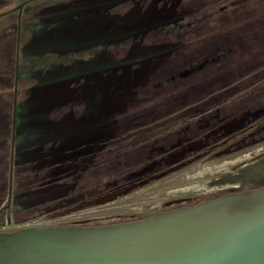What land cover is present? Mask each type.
Returning <instances> with one entry per match:
<instances>
[{"label":"flooded vegetation","instance_id":"obj_1","mask_svg":"<svg viewBox=\"0 0 264 264\" xmlns=\"http://www.w3.org/2000/svg\"><path fill=\"white\" fill-rule=\"evenodd\" d=\"M173 1L177 2V5L190 2V0L186 3L182 0H168L165 5L168 13L178 11V7L182 6H177L176 9L173 6L170 7ZM221 3L222 0H212L209 5L213 8ZM230 5L237 9L249 5L254 9L253 14L255 15L249 19L244 15H227L229 20L237 23V26L242 29L241 33L244 39L238 41V43L241 42L240 48H243L244 45L248 46V44L253 45L241 52L240 56L244 64L240 65V59L236 56L234 60L232 59L231 64L219 65L221 70L224 67L233 69L231 73L227 74V78L221 79L219 77L221 74L214 70L215 77L211 79L217 87L214 88L212 85L209 87V80L201 78V80L186 84L188 85L187 90L192 89L191 92L195 90L200 92V87L204 86L201 95L172 97V94H169L170 90L171 92L175 91V88L180 87V83L188 82L193 75L206 71L209 64L217 65L222 56L227 58L229 53L231 54L234 50V43L229 40L227 46L217 40L208 47H198L197 40L205 35L201 34L198 38L193 30L200 27L197 25L201 19L215 24L217 16L220 15L209 13L200 18L192 12L185 14L184 11L190 9L182 7L183 13H179L182 10L178 11L180 16L177 17L176 22L170 24L165 30V35H162L158 40L164 39L169 33L176 37L179 36L186 44L187 50L176 60L180 64L178 69L174 68L172 71H168L171 73L166 80H164L166 74L161 70L153 74V77L158 78L154 80V82L156 81L154 87L158 89L155 90V93L149 92V94L140 96L137 103H144L145 107L150 108L147 111L150 115L148 119L146 116H142V113L138 112L139 114H137L135 110L133 111L134 115H132V109L124 110V116H119L120 119L116 118L115 132L105 134V119L115 112H102L99 117L100 124L95 148L93 145L89 146L93 142L88 141L85 145L74 148L64 159L66 162L73 161V156L82 151V158L75 160L73 166H80V162L93 165L95 160L92 153L97 150V173L101 172L100 178L109 179L100 182L97 188H92L86 193L73 194L69 199L63 196L66 193L60 195L58 201H54L47 207V211L64 210L70 205L85 206L93 202L89 201L91 198L105 200L128 195L132 193V189H138L151 182L164 179L184 167L220 155H231L239 150L252 147L257 150L250 151L248 155L239 159L237 164H234L223 176L215 180L207 192L217 198L225 194L264 187V58L257 63L249 62L250 57L254 55L252 51L260 53L264 51L262 46L264 44V0H234ZM226 7V4L222 5L219 11L223 12ZM228 23L233 27L230 21ZM231 32L228 29L229 38L232 36ZM193 34L195 36L192 37ZM249 40L254 41L250 42ZM217 44L220 45L217 46ZM143 50L147 51V46L137 47L132 52ZM202 63L203 66L199 68L198 66ZM241 68L246 69L240 76H243L242 78L238 76L240 75L238 70ZM185 70H190V72L181 76L180 74ZM211 92H215V94H209ZM217 92L222 95H218ZM157 98H164V103H154V99ZM224 101L230 103L226 102L227 104L223 106L222 102ZM153 107L156 109L151 110ZM162 108L164 110H161ZM121 112L117 113L121 114ZM132 124L139 131L138 136L132 133ZM139 142L146 146V153L142 160L138 162H134V160L132 163V147H135ZM106 166L109 167L105 168ZM132 167L134 168L132 169ZM115 168L117 171L114 170ZM114 171L117 172L116 175L106 176V172L113 174ZM68 177L66 179L71 180H68L69 187L77 184L79 177ZM13 179L11 178V181ZM45 179L47 182L50 181L47 178H33L34 193H30V188H26L20 190L22 193L20 195L13 192L11 187L9 194L8 189V203L10 204L11 201L10 205L14 212L27 210L29 214H33V211L38 212L43 209L41 207L45 201H36V199L46 197L40 190ZM32 194V203L26 205L27 207L20 204L29 203L24 198H32ZM8 203L5 206H0V219L3 217L4 210L9 206ZM186 206H190L189 200L166 201L162 204L146 203L145 206H140L137 210L140 212L149 210L152 214H156ZM119 219L125 222L132 221V217Z\"/></svg>","mask_w":264,"mask_h":264},{"label":"rangeland","instance_id":"obj_2","mask_svg":"<svg viewBox=\"0 0 264 264\" xmlns=\"http://www.w3.org/2000/svg\"><path fill=\"white\" fill-rule=\"evenodd\" d=\"M6 1H10L7 5L8 8L3 6L5 4L4 2ZM99 1L102 7H105L108 3H109L108 5L112 3H114V5H118L119 3L117 7L115 6L116 7L115 11H118L120 9L125 10V8H128L131 3V0H123V1L118 0V2L117 0H112V1L99 0ZM140 1L143 2V4L153 2L154 4H156L155 6L157 8V9L151 8L150 11L152 14H150V16L148 17L139 18L138 22L136 23L137 25L142 20L141 21L142 24H139L137 26L140 25L143 26L140 27L141 28V30H139L140 32L139 31L137 32L140 34L143 33L145 35H140L137 37V33H136L137 39L135 40V43L147 46V51H145L147 53V57L145 58V55H142L141 57L139 56V60H140L139 64L138 63L128 64L127 66L119 65L120 77L114 78L115 80L113 82L115 85L112 86L113 88L110 91H113L115 88L116 89L113 92H110V95H108L109 92L106 91L104 86H100V87L97 86L95 91L90 93L89 82L86 84L87 88H81L80 90H77L78 91L77 93H79L80 98L82 99L85 98V99L82 103H80V105H78L77 108L74 107L76 114H70L65 122L68 123L69 119H71L72 122H74V120L80 121V119H75V118L79 116L84 117L85 120L84 136L82 137L81 142L87 143L89 141V138L96 140L97 132L100 124L99 117L102 112H111V111L115 112L114 114H110V117L108 119L107 118L105 119V123H104L105 134L115 132V129L117 128L116 118H119V116L121 117L124 116V112H123L124 110L127 111L132 109V112L135 110L137 114L142 113L143 114L142 116H146L148 119V116L150 115L148 114L147 111L150 110V108L145 107L144 103L139 104L137 102L140 99V96L149 94V92L155 93V90L156 91L158 90L156 87H154V84L156 83V81L154 82V80H157L158 78L156 76L151 77L153 76L154 73L160 70L165 72L166 78H164V80H166L171 73V72L168 73V71H172V69L174 68L175 70L178 69L180 64L176 60L179 57H181L182 56L181 54H183L187 50L186 44H184L183 39L180 38L179 36L176 37L174 35H171L170 33L167 34L168 36L166 35L164 39L158 40V38H161L162 35H165V30H167V27L170 24L176 22L175 20H177V17L180 16L179 13H183L184 9L187 8L190 9L188 11L187 10L184 11L185 14L192 12L196 17L199 16L200 18L202 17V15H207L209 13L220 15L217 16L215 24L209 23L207 22V20L201 19L200 20L201 22L197 25L200 27L193 30L194 33L198 35V38L200 37L201 34L205 35V37H200L199 40H197L196 45L198 47H208V45H212V43H214L217 40H220L224 46H227L229 40V42L233 41L234 50L231 54L229 53L227 58L225 56H222L217 63L218 66L217 65L214 66V64L212 65L209 64L206 68V71L202 73L199 72L193 75L192 78L188 80V82L180 83L179 84L180 87L175 88L176 89L175 91L171 92L170 90L169 94H172V97H181L185 95H191L194 97L195 95H201L203 93V89L205 88L204 86L200 87V92H198V90L191 92L192 89L187 90L188 85H186L187 83H192L201 80V78L209 80L210 83L209 87L212 85L215 88L216 84L215 82L212 81L213 79H211L215 77L214 70H216V72L221 74L219 76L221 77V79L227 78L228 77L227 74L231 73L233 69L230 67H224L223 70H221L219 68V65L231 64L232 59L234 60L236 56H238L239 57L238 59H240L239 60L240 65L244 64V61L240 56L241 52L247 47L251 48L253 46L251 44H248V46L244 45L243 48H240L241 42L238 43V41H240V39L243 38V35L241 33L242 29H240L237 26V23L229 20V16H227V15H234V16L244 15L245 18L249 19L251 16L255 15L253 14L254 9L252 8V6L247 5L239 9L232 8L230 3L231 1L234 0H222L221 4H218L216 7L213 8H211L209 5V3L212 0H190V2L188 0H182L185 3L189 2L184 5L181 3L177 5V2L173 1L170 7L173 6L176 9L177 6L182 5L181 8L183 7L184 9L178 7V11L179 10L182 11H180L179 13L178 11H176V16L172 17L171 21L167 22L169 17L165 15L166 13H168L166 11L165 5L168 3V0H154V1L140 0ZM19 2H21V0H0V11L13 8L15 7L16 4L18 5ZM40 2H42L40 3V5L46 2H51V3L60 2V5H64L68 1L40 0ZM94 3H96V0L94 1ZM224 4H226L227 7L223 12H220L219 8ZM74 8L82 9L83 7L82 4L80 3V5H77V7ZM229 21L230 23L233 24V27L228 23ZM16 22H17V10L14 11V13L8 19L5 18L0 21V43L1 41H4L6 39L7 43L9 44V51L7 50L6 53L0 54L1 55L0 70L2 69V71L7 72L8 77H10L14 72L13 58L15 52ZM228 29L232 31L230 33L232 34L230 38L228 37ZM195 34H193L192 37L195 36ZM249 41L252 42L254 40H249ZM245 43L246 41L244 42V44ZM189 45H193V44H189ZM218 45L220 44H217V46ZM128 46H129V42L127 41L120 43L119 46L120 48H118L120 52L117 51L116 53H114L115 54L114 56L121 57L122 55H124L122 48H126ZM262 46L264 47V44ZM252 52L254 53V55L250 57L251 60L249 62L257 63L260 61V59L264 58V51L261 53L259 51L258 52L252 51ZM91 54H93L92 51L89 53L86 52L84 54V57L88 58L87 61H89V58L92 56ZM71 57H72L71 53L61 55V57H57L56 54H47V53L33 56L32 59L34 60L33 66H35L34 67L35 70H30L33 71L31 72V74H27L26 72V70L32 68L28 60H25L22 63L19 74L20 80L18 83L21 86V88H18L17 85L16 89H17V93L19 92V99L22 97V105L19 108V110H21L20 116L23 117L26 116V117L24 119L23 117L22 118L20 117L19 122L17 121V127L19 129L17 130L16 139L15 142L13 143V155H14L13 159L17 157L18 160V157L20 156L21 158L22 155L28 157L29 155L34 153L35 146L39 145L37 144V140L39 136L36 133L37 130L36 128L39 123V120H34L33 117H30L29 115L27 116V114L32 112L33 108L31 107V105L33 104L35 96L37 95L39 96V94H41L42 92L50 91L48 87L51 86H46L45 83H43V80L44 79H46V81L52 80L54 74L52 70L57 68V66L64 64V62L61 61H67ZM107 67H109V65H107ZM103 68L104 65L98 67L99 79L103 76L102 72L100 71ZM37 70H40V72H42L41 76H39V74L38 75L35 74L38 72ZM245 70L246 69H242V68L238 70L240 71V75L238 76L240 77ZM50 73L51 76H49ZM0 75H2L1 72ZM140 76H145V78H141ZM12 79H13V75H12ZM211 82H213V84H211ZM101 83L104 82L101 81ZM12 89H13V81L7 87H5V85H2L0 83V96L3 93H5V91H7L8 93L9 91L11 92ZM218 93L219 92H217V94ZM26 94L34 95V97L30 99H26L28 101L27 102L24 99ZM209 94H215V92L214 93L211 92ZM218 95H222V94H218ZM8 98H9L8 100L9 106L7 109L9 112L12 111V115H13L12 93L11 96H9ZM169 100H172V98H169ZM157 102L164 103V98L154 99V103ZM226 102L230 103L229 101H224L222 102V105L225 106L227 104ZM67 105L69 106V103H67ZM67 105L65 103L64 107H66ZM155 109L156 108L153 107L151 110H155ZM161 110L164 109L162 108ZM117 112H121V114H118ZM58 113L59 112L57 110H54V114L53 112H51V115L54 118L57 117ZM132 115H134V112ZM1 117H4V114L0 113V118ZM6 117L8 118L9 114H6ZM7 120H9V118ZM49 121L52 122V118H50ZM12 122H13V117H12ZM34 122H36V125L34 124ZM9 126H10V121H9ZM48 126L49 125L46 122V124H44V127L48 128ZM71 126L73 127V124ZM11 131H12V127H11ZM132 133H135L137 136L139 134V131L137 130V128L133 126V124H132ZM73 137H76L74 133L71 134L70 138ZM7 141H8V137H5L2 142L6 144ZM96 144L97 141L93 142L89 146L93 145L95 148ZM143 145L144 144L139 142L137 145H135V147L134 146L132 147V163L134 160H135L134 162H138L144 158V154L146 153L145 150L146 146L144 145L143 147ZM10 148H11V143H10ZM255 150L257 149L253 147L246 148L234 152L231 155H220L216 158L203 160L198 162L197 164L177 170L176 172H173L168 176L164 177V179L151 182L147 186H143L141 188L134 190L132 189L131 194L118 196L115 199L94 200L91 198L89 199V201H93V202L81 207L79 205H70L67 206L64 210L47 211V207L52 205L54 201L59 200V197L54 196L53 200H46L43 203L41 207L43 209H41L38 212L33 211V214H29L27 210L14 212L10 205L11 204L10 201L9 206L2 213L3 217L0 219V233L9 232V231H18L30 227L89 226V225L111 224L117 222H125V221H121L122 219H119L123 217H132V221L139 220L141 218L152 215L151 211L149 210L144 212H140L139 210H137L138 207L145 206L146 203L162 204L163 202L166 201L189 200V204L194 205L201 201L215 198V196L207 192L210 190L211 186L215 183V180L223 176L225 172H227V170H229L232 166H234V164H237V161H239V159L248 155L250 151H255ZM96 151L97 150H95L92 153L93 154L92 157H94L95 160V162H93V165H90V163L86 165V163L84 164L80 162L81 165L75 167L71 165V162L73 161L68 163L70 166V172L73 171L72 173L69 174L68 178H76V177L79 178L77 179L76 182L77 184L74 185L73 187H69L66 194L63 195L66 196V199L71 198L73 194L76 195L78 193H86L90 191L92 188H97V185H99L100 182L109 179V178H100L101 172L97 173L98 163L96 162L97 160ZM81 152L75 154L76 157L79 159L82 158ZM6 160L7 157L5 155H1L0 164L3 165L4 167L6 165ZM6 167L7 168L5 170L0 169V177H1L0 188L2 187L1 192L4 194V198L0 206H5L8 203L7 191H8L9 178H6V175L8 174V164L6 165ZM108 167L109 166H106L105 168ZM133 168L134 167H132V169ZM114 170L117 171L116 168ZM115 171L113 174L110 172H106V176L116 175L117 172ZM62 176L67 177L68 175H62ZM47 179L51 180V182H47V180L45 179V184H44L45 186L59 181L60 182L63 181L67 183L68 180L71 181L70 179H66V178H61V179L47 178ZM26 188H30V187H26V186L21 187L22 190H25ZM32 189L33 190L30 191H34L33 187ZM17 190L18 189L15 187V190L13 189V192L18 193ZM30 203L32 202L24 203L23 206L27 207L26 205Z\"/></svg>","mask_w":264,"mask_h":264},{"label":"trees","instance_id":"obj_3","mask_svg":"<svg viewBox=\"0 0 264 264\" xmlns=\"http://www.w3.org/2000/svg\"><path fill=\"white\" fill-rule=\"evenodd\" d=\"M63 1L68 2L64 5H60V2H46L40 5V3H42L40 0H21L15 7L0 11L1 21L5 18L8 19L14 11L17 10L13 79L12 75L8 77L7 72L2 71V69L0 70L2 74L0 75V83L2 85L7 87L13 81V89L11 92L9 91L10 94L5 91V93L0 96V113L4 114V117L0 118V153L7 157L6 165L8 164V174L6 178H9L10 175L9 162L11 156L10 143L12 132V111L9 112L7 109L9 106L8 97L11 96L12 93L13 102L14 85H16V87L18 85V88H21L18 83L20 80L19 74L22 63L28 60L32 68L26 70V72L27 74H31L33 71L30 70H35V66H33V56L45 53L56 54L57 57H61V55L68 53L72 55L69 60L61 61L64 62V64L52 70L54 72L52 80H43L46 86H51L48 87L50 91L42 92L39 96L37 95L38 97L35 96L33 104L31 105L33 108L32 112L27 114V116L33 117L34 120H39L36 128V133L39 136L37 144L39 145L35 146L34 153L28 157L22 155L20 158L18 154V160L17 157L13 159L11 176L14 179L12 180L11 187L12 190H15L16 187L20 195L22 194L20 189L23 186L30 187V190H33V178L61 179L66 178L62 175L69 176V174L73 172H70V166L68 164L71 161H64V157L67 156V154L69 155L74 148L82 146L83 144L85 145L84 142H81L84 136V117L79 116L75 118L80 119V121L74 120V122H72L71 119H69L68 123L65 122L70 114H76L74 107L77 108L85 99L80 98L77 90L87 88L86 84L89 82L90 93L94 92L97 86H104L106 91L109 92L108 95H110V92L116 89L110 91L113 88L112 86L115 85L113 82L115 80L114 78L120 77L119 65L127 66L128 64H139V56L145 55V58L147 57L145 51L132 52L137 47L146 46L135 43L138 36L145 35L137 32L141 30L140 27L143 26H137L142 24V20L137 25L136 23L139 18L150 16V14H152L150 10L151 8H156V4L153 2L143 4L140 0H131L128 8L115 11L119 3L118 5H114V3L108 5V3L105 7H102L99 0H96V3H94L95 0ZM9 2L10 1L4 2L5 4L3 6L8 8L7 5ZM80 3L82 4V9L74 8L80 5ZM20 4H23L21 12H19ZM165 15L169 17L167 20V22H169L172 17L176 16V11L166 13ZM122 41L129 42V46L122 48L124 55L116 57L114 53L117 51L120 52L118 48H120V43H123ZM7 50L9 51V44L5 39L0 43V54L6 53ZM91 51L93 54H91L92 56L89 58V61H87L88 58L84 57V54ZM101 65H104V68L100 70L103 76L99 79L98 67ZM107 65H109V67H107ZM37 71L38 72L35 74L41 76L42 72H40V70ZM49 76H51V73ZM140 77L145 78V76ZM101 81L104 83H101ZM32 97H34V95L26 94L24 99L26 100ZM65 103L66 105L69 103V106L67 105L68 107H64ZM21 105L22 97L19 99V92L17 93L16 89L14 142L17 130L19 129L17 127V121L19 122L20 117H23L20 116L21 110H19V108ZM54 110H57L59 113L57 117L53 118L51 112L54 114ZM6 114H9V120H7ZM25 117L26 116H24L23 119ZM50 118H52V122L49 121ZM46 122L49 125L48 128L44 127ZM34 124L36 125V122H34ZM72 124L73 127L71 126ZM72 133H74L76 137L70 138ZM5 137H8L6 144L2 142ZM95 141L96 140L92 139L89 140V142ZM77 159L79 158L74 155L73 162H71L72 166L74 160ZM6 165L5 167L1 165L0 169L5 170L7 168ZM49 182H51V180ZM68 183L59 181L51 183L50 185L48 184L47 186H45L44 183V186L40 190L46 197L38 198L36 201L52 200L54 196L59 197L65 194L69 189ZM1 189L2 187L0 188V205L4 198ZM30 190V193H34V191ZM24 199L26 202L33 201V197ZM20 204L23 205L24 203Z\"/></svg>","mask_w":264,"mask_h":264},{"label":"water","instance_id":"obj_4","mask_svg":"<svg viewBox=\"0 0 264 264\" xmlns=\"http://www.w3.org/2000/svg\"><path fill=\"white\" fill-rule=\"evenodd\" d=\"M15 104L16 85L9 194ZM0 264H264V187L134 221L1 232Z\"/></svg>","mask_w":264,"mask_h":264}]
</instances>
